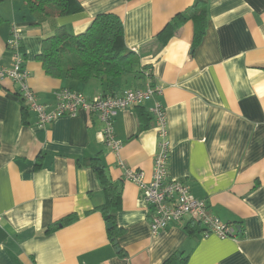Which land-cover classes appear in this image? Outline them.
I'll use <instances>...</instances> for the list:
<instances>
[{
    "label": "crops",
    "instance_id": "0c3cea01",
    "mask_svg": "<svg viewBox=\"0 0 264 264\" xmlns=\"http://www.w3.org/2000/svg\"><path fill=\"white\" fill-rule=\"evenodd\" d=\"M195 0H80L75 14L41 24L23 0H0V67L11 64L6 48L11 26L22 30L21 51L38 101L53 105L62 88L90 99L146 80L100 79L86 83L45 73L36 56L53 25L83 33L100 13H114L124 28L125 45L137 49L156 99L165 109L170 145L168 173L182 180L208 212L233 225L237 238L190 232V219L152 234V207L124 169L149 180L159 141L152 117L138 132L135 108L114 120L118 152L104 142L103 123L80 110L46 127L23 114L18 86L0 79V264H162L171 254H187L185 264H264V0H208L207 27L193 46L194 22L185 21L163 46L155 36ZM151 103L143 104L149 112ZM25 115L26 121H23ZM121 193L116 239L107 234L97 207L105 202L88 158L97 156ZM122 163V164H121ZM69 225L48 232L58 220ZM203 229V228H202Z\"/></svg>",
    "mask_w": 264,
    "mask_h": 264
},
{
    "label": "trees",
    "instance_id": "16d2710c",
    "mask_svg": "<svg viewBox=\"0 0 264 264\" xmlns=\"http://www.w3.org/2000/svg\"><path fill=\"white\" fill-rule=\"evenodd\" d=\"M23 1L38 24L52 22L56 17L75 14L81 9L80 0ZM207 5L208 0H195L184 12L176 14L155 36L154 41L160 48L163 47L185 21L192 20L194 22L193 46L199 43L207 27ZM36 59L47 75L82 83L91 79H100L105 84L114 85L118 79L143 80L144 73L149 69L147 66L140 65L138 52L125 45L122 20L114 13L96 15L88 28L77 35L70 33L65 27L53 25V34L42 40L40 53ZM113 92L115 91L110 93ZM142 106L134 107L138 120V132L147 129L152 120V115ZM26 112V108L23 107V114ZM23 121H26L25 115H23ZM87 164L94 169L105 195V202L98 206L97 210L100 211L106 223L108 237L114 246H117L118 255L123 257L126 254L116 242L123 233L116 224L121 193L110 180L98 155L88 158ZM76 220V215L67 216L55 222L47 231H54ZM108 224H111L110 228L107 227ZM187 229L190 232L203 231L200 223L193 220L188 222ZM187 259V254L177 251L166 258L162 264H185Z\"/></svg>",
    "mask_w": 264,
    "mask_h": 264
},
{
    "label": "built area",
    "instance_id": "2783aa9c",
    "mask_svg": "<svg viewBox=\"0 0 264 264\" xmlns=\"http://www.w3.org/2000/svg\"><path fill=\"white\" fill-rule=\"evenodd\" d=\"M21 40V28L17 25L11 26L10 36L6 42V48L11 53V64L0 68V79L8 78L17 84V92L23 105L35 114V124L39 127H44L62 115L75 116L83 110L90 116H96L103 123L102 135L105 144L112 151L118 152L122 147V142L114 136V120L118 113L147 102L151 103L148 110L156 123L159 138L151 178L146 180L142 171L126 168L124 179L136 184L144 199L152 207L150 221L152 234L166 229L172 223L190 219L200 223L204 237L214 233L220 238H237L238 231L233 225L223 223L210 214L206 202L193 197L189 186L182 180L169 177L170 145L167 140L165 109L156 99L161 93V88L152 84L149 71L144 73L146 80L143 87L123 89L119 93L99 94L90 99L79 91L62 88L55 93L53 105L42 104L28 82L30 73L25 67Z\"/></svg>",
    "mask_w": 264,
    "mask_h": 264
},
{
    "label": "rangeland",
    "instance_id": "374dc122",
    "mask_svg": "<svg viewBox=\"0 0 264 264\" xmlns=\"http://www.w3.org/2000/svg\"><path fill=\"white\" fill-rule=\"evenodd\" d=\"M18 27H19V26H18ZM19 28H20V27H19ZM21 45H22V40H21ZM0 68H2V67H0ZM29 77H30V76H29ZM3 79H5V78H3ZM9 80H10V79H9ZM12 82H13V81H12ZM31 89H32V88H31ZM32 90H33V89H32ZM33 92H34V90H33ZM113 93H117V92H113ZM34 94H35V92H34ZM35 96H36V94H35ZM84 96H85V95H84ZM36 98H37V97H36ZM39 102H40V101H39ZM40 103H41V102H40ZM42 104H43V103H42ZM23 107L26 108L27 111L33 113V112L30 111L26 106L23 105ZM33 114H34V113H33ZM34 115H35V114H34ZM62 116H67V115H62ZM62 116H60V117H62ZM35 118H36V116H35ZM58 118H59V117H58ZM56 119H57V118H56ZM56 119H54V120H56ZM54 120H53V121H54ZM53 121H52V122H53ZM52 122L46 124L44 127L48 126V125L51 124ZM143 173H144V172H143Z\"/></svg>",
    "mask_w": 264,
    "mask_h": 264
},
{
    "label": "water",
    "instance_id": "95a60500",
    "mask_svg": "<svg viewBox=\"0 0 264 264\" xmlns=\"http://www.w3.org/2000/svg\"><path fill=\"white\" fill-rule=\"evenodd\" d=\"M108 228H110L111 227V224H108V226H107Z\"/></svg>",
    "mask_w": 264,
    "mask_h": 264
}]
</instances>
